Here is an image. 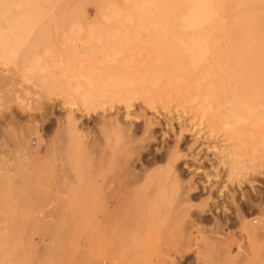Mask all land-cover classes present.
<instances>
[{"label":"rangeland","instance_id":"1","mask_svg":"<svg viewBox=\"0 0 264 264\" xmlns=\"http://www.w3.org/2000/svg\"><path fill=\"white\" fill-rule=\"evenodd\" d=\"M61 2L71 21L48 26V41L36 50L47 70L61 73L63 59L115 54L140 61V70L151 65L160 27L137 17L155 0ZM57 74L44 88L42 77L25 79L0 60V264H264V241L248 242L235 214L264 220V119L230 129L177 92L148 85L128 108L109 97L86 107L73 92L83 82ZM70 109L84 144L66 129ZM114 118L137 138L152 136L153 152L177 144L180 178L198 188L186 196V184L163 183L141 196L142 182L122 179L121 140L105 124ZM224 150L241 162L231 169ZM36 152L32 167L23 155ZM207 238L224 246L205 247Z\"/></svg>","mask_w":264,"mask_h":264},{"label":"bare ground","instance_id":"2","mask_svg":"<svg viewBox=\"0 0 264 264\" xmlns=\"http://www.w3.org/2000/svg\"><path fill=\"white\" fill-rule=\"evenodd\" d=\"M71 12L61 0H0V60L14 65L25 79L42 77L44 88L55 83L56 74L62 72L65 78L83 82L73 92L74 99L86 107L93 100L109 97L124 102L128 108L130 98L144 88L139 86L148 85L156 91L177 92L176 96L187 98L194 108L230 129L264 119V0H155L150 12L137 17L151 19L160 27V37L154 40L157 47L152 49L157 55L149 59L150 66L145 64L140 70L135 66L140 61L115 54L98 59H63L58 61L61 73L49 71L36 50L47 43L48 26L56 28L70 22ZM49 89L46 90L50 92ZM68 103L76 104L74 100ZM72 111L69 110L66 118V129L73 130L84 144V133L78 130ZM105 124L121 140L122 179L129 181L127 184L142 182L141 196L149 198L153 194L150 188L158 185L160 191L163 183L186 184V196L198 188L191 178L184 182L180 178L175 162L183 155L177 144L161 153L153 152L148 144L152 136L137 138L131 127L122 125L116 118ZM222 152L231 169L241 162L236 153ZM138 155L143 165L140 172L133 166ZM145 155L151 156L145 158ZM23 156L32 167L39 157L37 152ZM162 162L163 167L159 166ZM51 194L47 197H59ZM235 214L248 242L264 241V220H257L255 215L249 218L239 209ZM203 242L208 248L224 246L219 238H207ZM246 257L241 254L240 261L248 260Z\"/></svg>","mask_w":264,"mask_h":264}]
</instances>
